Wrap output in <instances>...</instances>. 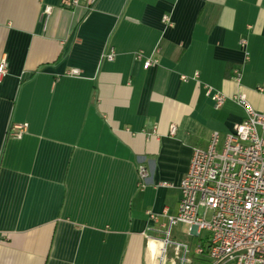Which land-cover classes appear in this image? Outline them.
I'll return each instance as SVG.
<instances>
[{
  "label": "crops",
  "instance_id": "0c3cea01",
  "mask_svg": "<svg viewBox=\"0 0 264 264\" xmlns=\"http://www.w3.org/2000/svg\"><path fill=\"white\" fill-rule=\"evenodd\" d=\"M59 1L0 0V264H154L192 148L264 111V0Z\"/></svg>",
  "mask_w": 264,
  "mask_h": 264
},
{
  "label": "built area",
  "instance_id": "2783aa9c",
  "mask_svg": "<svg viewBox=\"0 0 264 264\" xmlns=\"http://www.w3.org/2000/svg\"><path fill=\"white\" fill-rule=\"evenodd\" d=\"M96 0H60L71 9ZM50 6L45 12H50ZM162 21L170 25L168 15ZM245 39H241L244 43ZM112 48L106 54L113 59ZM141 52L135 58H141ZM155 62L145 58L146 68ZM6 72L0 62V77ZM70 74H79L71 68ZM235 70V78H239ZM186 78V76H182ZM215 107L224 95L213 93ZM233 99L244 109L243 119L226 134L217 148L219 134L213 131L206 147H193L187 171L179 181L180 198L175 214L147 211L152 224L145 236L155 243L154 264H264V111L256 110L242 92ZM27 123L12 124L8 133L21 136ZM176 126L171 125L170 134ZM146 177L145 168L138 167ZM187 225L192 241L177 238L173 227Z\"/></svg>",
  "mask_w": 264,
  "mask_h": 264
},
{
  "label": "rangeland",
  "instance_id": "374dc122",
  "mask_svg": "<svg viewBox=\"0 0 264 264\" xmlns=\"http://www.w3.org/2000/svg\"><path fill=\"white\" fill-rule=\"evenodd\" d=\"M173 235H175L177 238L186 239L188 241L193 242V238L188 236L187 234V225L185 224H178L177 226L173 227Z\"/></svg>",
  "mask_w": 264,
  "mask_h": 264
}]
</instances>
